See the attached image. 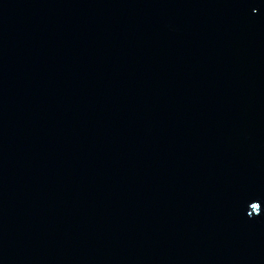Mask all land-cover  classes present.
Wrapping results in <instances>:
<instances>
[{
	"label": "water",
	"instance_id": "obj_1",
	"mask_svg": "<svg viewBox=\"0 0 264 264\" xmlns=\"http://www.w3.org/2000/svg\"><path fill=\"white\" fill-rule=\"evenodd\" d=\"M0 264H264V0H0Z\"/></svg>",
	"mask_w": 264,
	"mask_h": 264
}]
</instances>
